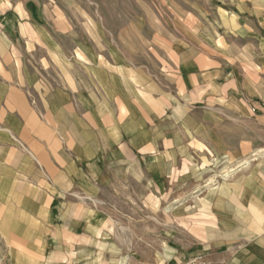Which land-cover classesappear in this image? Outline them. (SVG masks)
<instances>
[{"label":"crops","instance_id":"obj_1","mask_svg":"<svg viewBox=\"0 0 264 264\" xmlns=\"http://www.w3.org/2000/svg\"><path fill=\"white\" fill-rule=\"evenodd\" d=\"M56 35L31 10L0 8V145L3 158L16 155L2 172L11 179L37 178V225H48L43 219L51 215L56 227L74 233L96 216L88 208L90 198L122 185L144 187L146 202L168 195L175 188L176 170L194 157L192 140L220 148V135L213 136V131L221 132L224 145L239 159L249 156L253 99L264 101L261 22L246 23L238 34L243 59L234 57L225 66L203 41L172 65L173 75L185 90L190 88L189 95L179 94L180 85L175 90L172 83L153 82L160 91H152L145 102L133 95L135 85L122 80L112 60H98L93 76L82 69L91 81L71 82L67 75L78 66L72 59L75 45L59 43ZM199 95L214 105L192 106ZM171 99L179 104L170 105ZM212 115L221 118L217 121ZM13 138L20 140L22 149L12 146ZM261 159L232 179L207 187L208 214L201 226L189 214L201 210V204L192 209L178 206L173 218L152 210L143 236L148 249L153 248L147 256L167 257L175 264H188L193 258L212 264H264ZM44 195L51 196L46 208ZM154 243H162L161 250Z\"/></svg>","mask_w":264,"mask_h":264},{"label":"rangeland","instance_id":"obj_2","mask_svg":"<svg viewBox=\"0 0 264 264\" xmlns=\"http://www.w3.org/2000/svg\"><path fill=\"white\" fill-rule=\"evenodd\" d=\"M0 8L21 13L31 10L38 21L57 34L59 43L75 45L72 59L78 66L74 74H63L71 82L91 81L85 75L95 74L98 60H106V64L112 60L121 69L122 80L135 85L133 95L143 102L152 91H160L151 86L153 82L154 86L162 81L172 83L175 90L180 85L179 94L189 95L190 88L184 89L172 68L184 51L199 49L204 41L210 45V53L214 50L217 59L230 66L235 58H244L239 51L242 40L237 37L243 34L245 24L264 25V0H0ZM171 100L170 105L179 104ZM191 105L210 107L214 103L199 95ZM212 118L219 121L221 117ZM251 118L252 148L246 158L239 159L225 146L219 131L212 135H220V148L192 140L194 157L176 170L175 188L168 195L153 196L146 202L142 186L111 188L90 198L88 208L94 209L96 216L74 233L56 227L57 221L52 222L45 212L43 222L48 225H37V178L5 177L2 169L13 164L16 155L3 158L0 145V264H175L167 257L147 256L153 249L143 241L147 216L153 210L173 218L178 206L192 209L201 204V210L189 212L190 219L197 225L205 222L207 187L232 179L264 157V101L253 99ZM13 141V147L22 149L18 138ZM44 181L49 185L48 178ZM44 197L46 208L51 196ZM154 245L161 250L162 243Z\"/></svg>","mask_w":264,"mask_h":264},{"label":"built area","instance_id":"obj_3","mask_svg":"<svg viewBox=\"0 0 264 264\" xmlns=\"http://www.w3.org/2000/svg\"><path fill=\"white\" fill-rule=\"evenodd\" d=\"M188 264H212V263H209V262H206V261H203L199 258H193L191 259Z\"/></svg>","mask_w":264,"mask_h":264},{"label":"bare ground","instance_id":"obj_4","mask_svg":"<svg viewBox=\"0 0 264 264\" xmlns=\"http://www.w3.org/2000/svg\"><path fill=\"white\" fill-rule=\"evenodd\" d=\"M229 175H230V173H229ZM213 190V189H212Z\"/></svg>","mask_w":264,"mask_h":264}]
</instances>
